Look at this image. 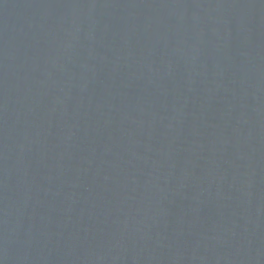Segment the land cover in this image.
<instances>
[{
  "label": "water",
  "instance_id": "water-1",
  "mask_svg": "<svg viewBox=\"0 0 264 264\" xmlns=\"http://www.w3.org/2000/svg\"><path fill=\"white\" fill-rule=\"evenodd\" d=\"M0 264H264V0H0Z\"/></svg>",
  "mask_w": 264,
  "mask_h": 264
}]
</instances>
